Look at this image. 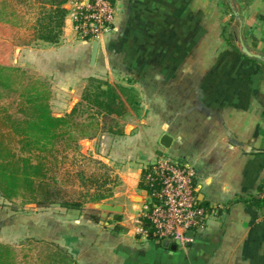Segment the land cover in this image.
Returning <instances> with one entry per match:
<instances>
[{
  "label": "crops",
  "instance_id": "crops-1",
  "mask_svg": "<svg viewBox=\"0 0 264 264\" xmlns=\"http://www.w3.org/2000/svg\"><path fill=\"white\" fill-rule=\"evenodd\" d=\"M2 3L15 18L1 16L0 30L15 24L20 37L0 38V54L10 51L21 70L46 66L39 79L62 108L55 117L81 102L89 78L136 95L137 111L108 146L122 161L121 187L105 204L121 212L65 234L73 254L80 250L76 264H264V62L239 48L264 58V0H119L93 65L92 43L75 37L66 16L57 45L14 44L37 12L20 17L12 0ZM94 140L82 142L87 151ZM164 153L194 169L196 202L207 215L183 241L145 239L130 223L148 202L143 177Z\"/></svg>",
  "mask_w": 264,
  "mask_h": 264
},
{
  "label": "trees",
  "instance_id": "trees-1",
  "mask_svg": "<svg viewBox=\"0 0 264 264\" xmlns=\"http://www.w3.org/2000/svg\"><path fill=\"white\" fill-rule=\"evenodd\" d=\"M16 1L24 5L33 4L37 18L26 36L14 44L57 45L67 14L63 8L65 0ZM28 5L26 7L33 8ZM4 7L2 3L0 17L7 15L14 20L15 13L10 11L6 14ZM10 96H15L14 112L9 110L13 103L0 106L1 205L20 200L22 206L34 204L39 209L56 206L66 211H79L85 203H100L110 197V191L103 188L108 182L107 174L98 181L85 179L82 172L75 175L85 193L79 192L77 198L69 196L51 174L49 160L55 157L58 146L65 144L67 148L77 138L92 139L103 132L121 136L120 121L137 111L135 92L89 78L81 94V102L70 113L55 117L49 106L50 89L43 80L27 78L20 68L0 63V101ZM83 114H86L85 123L77 122L76 117ZM261 201L264 206V199ZM87 220L98 223L101 220L99 212L91 211ZM44 245L42 257L38 258L40 264H76L77 258L72 250L56 244ZM0 264H20L15 250L7 244L0 243Z\"/></svg>",
  "mask_w": 264,
  "mask_h": 264
},
{
  "label": "rangeland",
  "instance_id": "rangeland-1",
  "mask_svg": "<svg viewBox=\"0 0 264 264\" xmlns=\"http://www.w3.org/2000/svg\"><path fill=\"white\" fill-rule=\"evenodd\" d=\"M12 3L19 11V16L21 17L23 14L22 17L24 18H27L34 8L33 6V8L29 6L32 4H19L16 0H12ZM27 5L29 7H26ZM20 17L19 19H21ZM22 22L18 20V23ZM25 25H23L25 30L23 36H26L31 27V25L28 27ZM14 32L13 25H9L7 31L0 30V38L3 39L6 37L9 40H12V38L14 39L16 36L19 38V33ZM7 48H9V45ZM9 52L10 51L6 54H0V63L16 67V62H13V54ZM40 65H42V63ZM25 66L23 72L26 74L27 78H40L46 76V71L44 70L46 66H43L44 71L40 70L42 71L41 73L37 72L32 67V63ZM45 82L50 85L49 81L45 80ZM51 92L53 98L50 96L49 106L52 114H55L59 112V110L61 111L62 108L55 104L58 100L54 97V91L50 90V94ZM14 98L15 96H10L0 101V106H7L13 103ZM67 98L68 94L65 96V99ZM14 106L13 103L12 108L9 109L11 113L14 112ZM85 116L86 114L76 117V121L85 123ZM114 138H116V136L109 135L106 132L97 133L94 136V142H92L90 146L89 150L91 151L86 150L88 146L87 142L82 143L90 139L81 138H77L75 143H70L67 148H65V144L56 148L55 157L49 160L51 174L64 186L69 196L77 198L79 192L82 194L85 193V190L81 189L78 184V179L75 175L77 172H82L85 179L95 178L98 181L102 180L103 174H107L108 182L103 188L110 191V197L121 187V181L118 177L117 170L122 166V161L120 158H117V155L111 152L108 147L110 141ZM74 144H76V147ZM164 155L173 158L168 153H164ZM100 203L105 204V200ZM91 205V203H85L79 211H66L56 206H49L46 209L36 208L34 204L22 206L20 200H15L11 204L1 205L0 203V243L7 244L15 250L18 263L40 264L38 258L42 257L41 253H43L42 251L45 243L56 244L64 249L73 250L71 246L65 242V234H69L70 232L73 235H77L80 232L79 226L87 220L88 215L94 210ZM74 221H79L80 224H75ZM74 256L79 259L80 250H78Z\"/></svg>",
  "mask_w": 264,
  "mask_h": 264
},
{
  "label": "built area",
  "instance_id": "built-area-1",
  "mask_svg": "<svg viewBox=\"0 0 264 264\" xmlns=\"http://www.w3.org/2000/svg\"><path fill=\"white\" fill-rule=\"evenodd\" d=\"M119 0H65L66 18L78 40L99 42L110 32ZM194 169L160 154L143 177L148 202L131 220L136 235L145 239L180 240L204 227L207 217L196 202ZM260 196L264 199V182Z\"/></svg>",
  "mask_w": 264,
  "mask_h": 264
},
{
  "label": "water",
  "instance_id": "water-1",
  "mask_svg": "<svg viewBox=\"0 0 264 264\" xmlns=\"http://www.w3.org/2000/svg\"><path fill=\"white\" fill-rule=\"evenodd\" d=\"M91 45L92 47H91V53H90V65H93L95 61L96 53H97L98 43L94 41L92 42ZM239 48H240V52L246 57L254 58V59L261 60L264 62L263 57L250 53L242 43H240ZM170 142H171V139L168 136H163L160 140V144L164 148H168L170 145ZM91 206L94 210L100 212V217L102 219H105L107 214L109 213H120L121 212V208L119 206H113V205L102 204V203H95V204H92ZM167 241L174 242V240H167Z\"/></svg>",
  "mask_w": 264,
  "mask_h": 264
}]
</instances>
